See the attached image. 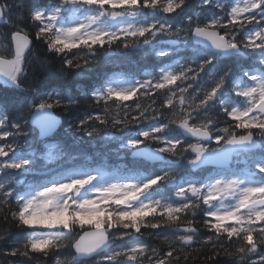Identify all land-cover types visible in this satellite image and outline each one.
<instances>
[{
	"label": "snow or ice",
	"instance_id": "obj_1",
	"mask_svg": "<svg viewBox=\"0 0 264 264\" xmlns=\"http://www.w3.org/2000/svg\"><path fill=\"white\" fill-rule=\"evenodd\" d=\"M203 3L213 6V0ZM233 3L226 6L218 0L214 7L220 13L201 22L187 14L188 0H53L47 6L0 0V23L13 24L14 9L19 21L35 22L36 39H45L49 52L62 54L61 74L89 65L97 46H150L158 57H168L171 53L154 42L174 37L173 52L192 44L199 58L165 65L157 79L109 80L91 89L83 98L101 111L77 117L71 127L94 138L102 127L120 125L122 132H129L125 146L138 154H143L141 145L154 141L162 146L147 153L152 158L168 153L186 159L192 169L209 163L219 166L216 175L203 181L181 176L173 184L178 199L172 203L154 198V186L177 181L167 161L159 173L134 183L111 182L99 171H88L56 174L18 190L21 182L15 175L35 170L37 151L30 143H20L29 135L27 120L14 114L10 101L0 99V175L12 177L0 182V213L24 230L23 243L0 249V255L19 258L11 264H31L35 255L54 256V264H84L92 257H100L93 264H189L199 254L205 264H219L222 255L231 258L228 264H264V0ZM173 18L180 19V27L169 22ZM10 37L15 53L11 59L0 55V77L5 85L30 93L32 88L24 84L30 41L18 29ZM73 49L81 51L72 53ZM244 50H251L255 59L240 68L230 85L232 66L218 74L214 62L241 57ZM80 102L81 97L70 92L45 93L33 101L29 115L46 137L57 124L53 109L71 110ZM213 110L223 119L210 116ZM144 123L148 130L131 134L133 124ZM174 127L180 136L172 134ZM188 138L193 142L185 143ZM213 142L216 147H211ZM234 159L244 167H234ZM197 210L206 218L198 220ZM200 225L210 233L206 238H200ZM35 229L47 231H29ZM142 229L161 230L150 234L162 238L166 247L143 242ZM126 238L131 243L113 248L116 240ZM64 249L71 254L62 260Z\"/></svg>",
	"mask_w": 264,
	"mask_h": 264
},
{
	"label": "trees",
	"instance_id": "obj_2",
	"mask_svg": "<svg viewBox=\"0 0 264 264\" xmlns=\"http://www.w3.org/2000/svg\"><path fill=\"white\" fill-rule=\"evenodd\" d=\"M19 0H9V3H18ZM53 0H24V3L31 6L32 4H39L41 6H47L51 4ZM218 0H213V6H205L203 0H188L187 14L192 15L194 18H199L202 22L205 18L210 16L212 13H220V10L215 8L214 5ZM220 3H224L226 6H232L233 0H219ZM227 10V9H226ZM15 9L13 10V24H2L0 26V37L4 42L5 51L3 53L4 57H7L11 53V44H10V33L14 30H21L32 41L31 48L26 55V79L24 80L25 86H30L32 91L30 93H22L19 90L13 88L10 85H0V99L10 101L14 105V114H22L24 119L29 118V112L33 101L38 102L39 98L45 93L52 94L56 91L70 92L72 95L81 97V102L73 106L71 110L56 108L53 109L56 115L61 119V126L56 132V134L47 142L52 143L53 146V156L51 161L44 163L43 158H36L34 171L23 173L17 172L15 179H23L24 183L33 184L38 176V169L41 166L46 167H62L66 163L69 165H75L80 163L82 169H86L87 165H99L100 162L96 161V157H100L101 160L105 163V167L110 169L113 165L114 160H117L118 154H125L128 157V151L120 150L119 139H124L123 136L125 133H129L127 130L121 131V126L117 125L113 127L109 124L106 128L102 127L100 132L94 137L90 138L84 135L82 132L76 130L74 127H71L76 121L77 117H83L87 114H96L101 111V107L96 106L93 101L90 99H84V95H90V91L93 88L99 87L104 84L105 81H109L110 78L114 75H121L126 80H131L138 77L139 80L144 79L143 72L147 71L155 75L160 68L165 65H169L171 62H175L174 56L168 57H158L155 54V51L150 46L142 47H130L125 49L119 42L114 44L112 48H108L107 45L104 48H99L97 46V56L95 59H92V62L79 69H71L63 71L62 65V54H54L49 52L47 48V41L45 39H36L35 31L36 26L35 22L30 19H26L23 22L19 21L15 15ZM151 19V17H149ZM169 22L173 23L174 27H180L181 21L179 18L170 19ZM224 22H227V18H224ZM251 27V26H249ZM223 33L224 29H220ZM166 37V36H165ZM156 44V48H162L161 44ZM187 51H181L177 58L181 64L187 63L194 58H199V54L196 51H192V45L189 44ZM80 49H73L72 53L80 52ZM251 54V50H244ZM72 53H68L69 56ZM252 56V57H251ZM250 58H241V57H232L228 60H219L214 62L215 71L219 74L222 72L226 66H232L231 79L229 81L230 85L233 83V79L237 76L241 66L246 67L251 63L252 58L255 59L254 55H251ZM91 59V57H90ZM251 59V60H250ZM177 61V60H176ZM82 63V61H81ZM207 74H204L205 80L207 79ZM210 82V81H209ZM163 99V96H160L157 99V104ZM134 100L127 101L128 104H133ZM144 103H150V101H143ZM114 107V106H113ZM115 114V113H113ZM210 116L216 118L219 116L220 119H223L222 114H219L217 110H213L209 113ZM166 116L170 118V114L166 113ZM95 125V122H93ZM222 126V125H221ZM132 133L135 134L136 131L141 129H147V123L144 124H133L131 126ZM26 131L29 132L28 137L21 138L20 143H30L36 151H40V142L36 138V133L34 130L30 129L28 123L26 126ZM154 143V142H153ZM95 155V158H93ZM185 155H189L186 153ZM91 157L92 162L86 163L85 159ZM179 160L176 168H168L167 170L170 173L180 171V176L184 179H188L190 175L189 170L184 163L183 158L176 157ZM118 166L117 164H115ZM120 167V166H118ZM118 172L125 173L128 175H141L146 174L148 176L153 173H158L156 167H151L143 162L139 161H129L127 165H123ZM11 175H0V182H5L11 179ZM18 190H24V185H17ZM164 189L162 191V196L160 195L159 189L156 190L154 198L160 197L165 200H172V196L169 194V189H166L165 186H162ZM160 195V196H159ZM14 207V205H13ZM201 207H205L201 205ZM197 219L203 220V212L197 210ZM160 219L159 216L156 217ZM190 218V217H189ZM152 217H146V221L152 220ZM166 219V217L164 218ZM200 238H206L208 233L207 229L200 225ZM35 231L36 233L41 234L46 232V229H35L29 230ZM115 231V229L113 230ZM161 230H145L142 229V232H145V235L141 237L142 241L153 246L157 247H166L163 244L162 238L157 239L155 235L150 233L159 232ZM165 234L171 236L172 232L165 229ZM0 249L7 250L14 243L24 241V230L17 224V222L12 221L9 216L8 221L3 219V213H0ZM128 243H131L127 238L124 241L116 240L114 243V249L116 247H122ZM63 255L60 259H65L69 257L71 252L68 249H64ZM191 251V250H189ZM257 257H253L256 259ZM13 259L19 258H9L6 256L0 255V264H11ZM56 257L48 256L41 257L35 255V258L31 264H54ZM231 258L224 257L223 255L219 258V264H228ZM95 260H89L84 262V264H93ZM189 264H205L204 255L199 254V258L195 257L189 262Z\"/></svg>",
	"mask_w": 264,
	"mask_h": 264
},
{
	"label": "rangeland",
	"instance_id": "obj_3",
	"mask_svg": "<svg viewBox=\"0 0 264 264\" xmlns=\"http://www.w3.org/2000/svg\"><path fill=\"white\" fill-rule=\"evenodd\" d=\"M233 6H235V5H233ZM3 49V46H2V41H1V39H0V53L2 52L1 50ZM112 82L113 83H120L121 82V80H120V78H112ZM25 143H27V142H25ZM21 144H24V143H21ZM51 144L52 143H42L41 144V148H42V151H41V153H39V154H37V156H38V158H43V157H45V158H47L46 159V162H48L49 160L48 159H50L51 157H52V146H51ZM45 145H47V147H45ZM211 147H216V145H215V143L213 142V144H211ZM240 160V159H239ZM46 162H44L46 165H47V163ZM237 168H243V166L241 165V167H237ZM44 170H45V168L43 167V166H41V167H39V173H41V172H44ZM69 170V171H68ZM96 170H99V172H101L102 174H104V171L102 170V169H96ZM59 172V173H58ZM75 172H78V170L76 169V168H74V167H72L71 169L70 168H68V167H65V168H60L57 172H55L53 175H51V176H47L46 178H44V179H41L40 180V182L39 183H36V184H40V183H44V182H46L47 180H49V179H51L54 175H56V174H60V175H62V176H67V175H71V174H73V173H75ZM91 172L95 175L96 174V171H95V169H92L91 170ZM210 174L211 173H208L207 174V176H206V178L208 177V176H210ZM41 175V174H40ZM110 175H112V174H110ZM114 176V175H113ZM129 178H117V177H111L109 180H111V182H124V183H134V182H136L137 180H133V179H131L132 177L131 176H128ZM36 184H33V185H36ZM93 195H95V193H93ZM37 234V233H36Z\"/></svg>",
	"mask_w": 264,
	"mask_h": 264
},
{
	"label": "water",
	"instance_id": "obj_4",
	"mask_svg": "<svg viewBox=\"0 0 264 264\" xmlns=\"http://www.w3.org/2000/svg\"><path fill=\"white\" fill-rule=\"evenodd\" d=\"M0 24H1V23H0ZM21 35H24V34H21ZM28 40L30 41V44H29V48H30V46H31V40H30L29 38H28ZM165 44H168V45H170V46H172V47L177 46L176 44L173 43V40H172V41L165 42ZM12 46H13V51H14V53H15V46H14V44H12ZM26 53H27V51H26ZM26 53H25V54H26ZM0 84H4V78H2V77H0ZM53 115H54L55 118H56L57 124H56L55 130H54L52 133H50L48 136H46V137L41 135V131H40L39 126H37L36 124H34V123L32 122L31 117L29 116V120H28L29 126H30L31 128H33V129H35V130L38 132V136H39L40 139H45V138L50 137L51 135H53V133H54V132L57 130V128L59 127V125H60V119L54 114V112H53ZM193 139H194V138H193ZM141 150H142V153H143V154H138L136 151H134V152L131 154V157H133V158H140V159H143V160L149 161V162H151V163H153V162H158V161H161V160H162L161 158H152V157H150L149 155H147V153H149L150 151H152L150 147H145V148H142ZM158 157H161V156L158 154ZM205 166H211V167L219 168V166H218L217 164H215V163H209V164H207V165H204L203 167H205ZM193 170H195V169H193Z\"/></svg>",
	"mask_w": 264,
	"mask_h": 264
}]
</instances>
